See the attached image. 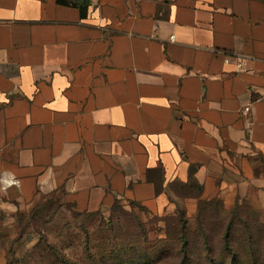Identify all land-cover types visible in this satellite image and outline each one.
Masks as SVG:
<instances>
[{
    "label": "crops",
    "instance_id": "crops-1",
    "mask_svg": "<svg viewBox=\"0 0 264 264\" xmlns=\"http://www.w3.org/2000/svg\"><path fill=\"white\" fill-rule=\"evenodd\" d=\"M66 1L0 0V211L264 208V0Z\"/></svg>",
    "mask_w": 264,
    "mask_h": 264
},
{
    "label": "rangeland",
    "instance_id": "rangeland-1",
    "mask_svg": "<svg viewBox=\"0 0 264 264\" xmlns=\"http://www.w3.org/2000/svg\"><path fill=\"white\" fill-rule=\"evenodd\" d=\"M200 206L172 215L130 200L103 211L62 197L11 202L0 211V264H264L263 207Z\"/></svg>",
    "mask_w": 264,
    "mask_h": 264
},
{
    "label": "built area",
    "instance_id": "built-area-1",
    "mask_svg": "<svg viewBox=\"0 0 264 264\" xmlns=\"http://www.w3.org/2000/svg\"><path fill=\"white\" fill-rule=\"evenodd\" d=\"M174 39V36H171L170 40H173ZM239 68H242V65H238ZM249 111V106H246L243 110L244 113H247Z\"/></svg>",
    "mask_w": 264,
    "mask_h": 264
},
{
    "label": "trees",
    "instance_id": "trees-1",
    "mask_svg": "<svg viewBox=\"0 0 264 264\" xmlns=\"http://www.w3.org/2000/svg\"><path fill=\"white\" fill-rule=\"evenodd\" d=\"M60 3H66V0H58ZM226 245H228V237H225Z\"/></svg>",
    "mask_w": 264,
    "mask_h": 264
}]
</instances>
